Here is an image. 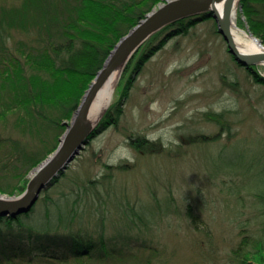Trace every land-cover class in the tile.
<instances>
[{
    "label": "trees",
    "instance_id": "trees-1",
    "mask_svg": "<svg viewBox=\"0 0 264 264\" xmlns=\"http://www.w3.org/2000/svg\"><path fill=\"white\" fill-rule=\"evenodd\" d=\"M12 1L11 6L0 4V121H7L18 111L20 120L16 123L39 134L41 145L30 154L22 143L13 145L24 158L21 167L15 168L16 181L0 183V193L7 195L24 191L29 179L19 183L20 175L58 146L67 123L115 44L163 0ZM240 5L249 31L264 44V0H240ZM211 18L208 11L201 12L153 33L125 66L118 82L121 95H127L134 73L169 38L187 34L198 22ZM246 68L255 80L264 83L258 67ZM110 108L89 135L90 148L101 127L116 120ZM115 111L119 114L120 108ZM43 130L54 135H44ZM203 136V141L212 138ZM130 144L137 150L151 151L158 141L137 135L130 137ZM95 154L93 148L91 156ZM98 160L101 168L96 174L89 169L90 163L88 168L83 162L74 169L69 167L29 209L0 213V264H168L155 239L137 230L148 227L154 214L124 200L118 179L126 172V165ZM257 197L262 205L264 233L263 188L259 187ZM225 264H264V236L244 231Z\"/></svg>",
    "mask_w": 264,
    "mask_h": 264
},
{
    "label": "rangeland",
    "instance_id": "rangeland-1",
    "mask_svg": "<svg viewBox=\"0 0 264 264\" xmlns=\"http://www.w3.org/2000/svg\"><path fill=\"white\" fill-rule=\"evenodd\" d=\"M238 3L236 27L249 33ZM257 69L264 77V66ZM118 85L109 107L116 120L101 127L70 167L90 163L96 174L98 159L126 165L118 179L124 200L154 214L148 227L137 230L155 239L168 264H225L244 231L264 236L257 197L259 187L264 190V83L234 60L215 20L169 38L134 73L126 96ZM14 112L0 121L5 185L16 181L24 158L13 145L22 143L27 154L41 145L39 134L19 126ZM137 135L158 144L137 150L130 144ZM202 135L212 138L203 141ZM93 148L97 156H91Z\"/></svg>",
    "mask_w": 264,
    "mask_h": 264
},
{
    "label": "water",
    "instance_id": "water-1",
    "mask_svg": "<svg viewBox=\"0 0 264 264\" xmlns=\"http://www.w3.org/2000/svg\"><path fill=\"white\" fill-rule=\"evenodd\" d=\"M225 1L220 12L218 4ZM236 0H163L152 8L122 36L107 57L103 67L85 91L75 116L67 123L66 132L56 151L40 163L20 197L0 194V213L7 214L29 209L40 197L41 192L53 178L65 170L69 163L82 151L96 124L88 122L91 104L108 77L117 69L124 70L128 61L142 43L153 33L177 19L208 11L216 22L219 32L227 42L228 49L235 59L246 66L264 64V44L260 51H242L233 34V10ZM239 2V0H238ZM237 2V3H238ZM250 35L255 36L251 31ZM257 37V36H255Z\"/></svg>",
    "mask_w": 264,
    "mask_h": 264
},
{
    "label": "bare ground",
    "instance_id": "bare-ground-1",
    "mask_svg": "<svg viewBox=\"0 0 264 264\" xmlns=\"http://www.w3.org/2000/svg\"><path fill=\"white\" fill-rule=\"evenodd\" d=\"M236 1L238 2V0H236ZM237 2L235 4L234 10H233V21H234V23H236V20H237V17H238ZM224 4H225V1L221 2L220 4H218L220 12H222ZM237 29H239V33H237V31H238ZM240 31H241L242 34L240 33ZM233 34L235 35V39H236L237 45L239 46V48L242 51H253L254 52V51H260L262 49V46H261L262 44L260 42L261 41L260 38L250 35V32L248 33L244 29L235 26V27H233ZM122 71H123L122 68H119V69L115 70L108 77V79L105 81V83L101 86L100 90L96 94V96H95V98H94V100H93V102L91 104V107L89 109V113H88V122H89V124H91V125L96 124L98 122V120L100 119L101 115L103 114V112L107 109V107H109V104H110V102L112 100V96H113L114 91H115L114 89H115V87H116V85H117V83H118V81L120 79ZM75 114L76 113L74 112L72 117L75 116ZM65 132H66V130H65ZM65 132L60 137V142H61V139L63 138ZM60 142H59V144H60ZM59 144H58V146H59ZM57 147L54 149V151L52 153H54L56 151ZM51 154H49V156ZM76 158H77V156L74 158V160ZM70 165H71V163L68 164V166L66 167L65 170H67V168H69ZM37 168H38V166H35L33 168V170H32L33 174H34V171ZM29 180H28V183H29ZM28 183H27V185H28ZM27 185H26V187H27ZM23 192L24 191H22L19 194H12V195H7L6 193H0V194H3V195L5 194V195L9 196V198H11V197H20V195ZM17 213H19V211H17Z\"/></svg>",
    "mask_w": 264,
    "mask_h": 264
}]
</instances>
